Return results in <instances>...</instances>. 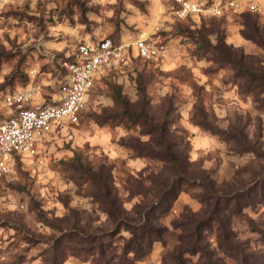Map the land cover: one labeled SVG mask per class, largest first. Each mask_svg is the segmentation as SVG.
<instances>
[{
    "label": "rangeland",
    "instance_id": "1",
    "mask_svg": "<svg viewBox=\"0 0 264 264\" xmlns=\"http://www.w3.org/2000/svg\"><path fill=\"white\" fill-rule=\"evenodd\" d=\"M206 1L221 3L222 14L179 19L174 0H0V119L12 113L3 103L8 92L30 93L28 106L58 99L67 81L64 62L81 41L148 37L166 46L159 61L134 51L97 75L78 122L41 135L37 153L19 157L0 178V264H52L61 231L102 236L114 229L99 178L87 177L81 164L110 182L127 215L137 216L143 194L150 202L174 169L167 158L141 156L124 145L132 139L169 148L197 180L157 213L162 238L146 256L125 254L130 232L124 227L105 236L109 264H205L203 253L192 250L198 230L215 264H264V204L239 209L236 201L223 197L218 204L206 193L212 187L229 194L264 178V92L252 91L237 65L264 75V0ZM113 114L114 121H98ZM162 128L167 135L161 137ZM200 219L210 222L199 225ZM219 220L240 252L220 243ZM66 244L63 264L100 262L98 250L81 251L86 243L80 239Z\"/></svg>",
    "mask_w": 264,
    "mask_h": 264
},
{
    "label": "built area",
    "instance_id": "2",
    "mask_svg": "<svg viewBox=\"0 0 264 264\" xmlns=\"http://www.w3.org/2000/svg\"><path fill=\"white\" fill-rule=\"evenodd\" d=\"M174 2V14L179 19L217 16L223 12L221 3L210 4L206 0ZM229 5L237 4L231 1ZM134 51L138 57L159 61L165 56L166 46L148 37L138 38L133 43L119 42L109 36L86 39L75 46L64 62L67 81L58 99L28 106L32 97L26 91L3 94V103L12 113L0 119V178L12 172L18 157L37 153L41 135L62 122H78L95 77L130 60Z\"/></svg>",
    "mask_w": 264,
    "mask_h": 264
},
{
    "label": "trees",
    "instance_id": "3",
    "mask_svg": "<svg viewBox=\"0 0 264 264\" xmlns=\"http://www.w3.org/2000/svg\"><path fill=\"white\" fill-rule=\"evenodd\" d=\"M249 16L252 17V15L250 14ZM246 24L248 27H251L253 29V36L257 34V28L254 26L255 22L249 20ZM245 34L249 35L251 33ZM218 48L220 49L221 47ZM226 57L229 60H232V56L230 54H227V52ZM237 65L239 66V70L242 74V77H245L248 80V87L256 94L264 92V75L258 73L257 71L249 69V67H243L240 63H238ZM114 97L117 100H121L123 104H127L126 102H124V98L120 91H116ZM109 120H116V115H104L100 116L98 119V121L101 123H106ZM163 128L160 132L161 137L167 135L166 131H162ZM124 145L133 149L134 151H137V153L139 155L141 154V156L164 157L167 158L170 162L173 161L172 165L174 173L170 177H168L166 181L162 182L160 186H158L156 193L154 194V197L150 200V202H146L148 198V196L146 195L147 193H140L143 194V199L140 200L136 205L137 216L130 217L127 215V211L123 207V204L120 202L114 186L107 180H102V177L99 176V173L93 172L92 170L87 171L84 165L81 164L80 167L85 173H87V177L99 178L98 183L100 189V198H102L104 209L110 214L115 227L113 230L108 231L105 234L103 233L104 235L102 236H100L99 232H85L77 228H71L66 231H61V234L55 239L53 243L54 251L52 264H63L66 261L67 255H65L64 253L65 250L70 249V246H68V244L66 243L72 242L75 238L80 239L81 243H86V247L81 248L82 252H85L84 250H98V253L101 255V258H99L100 262H95V264H109V261H106L104 257L110 246H106L103 239L105 236H114L120 231L122 227L126 228L130 232V237L128 238L125 245V254L134 253V256L137 258L146 256V254L151 251L153 243L162 238V228L155 223V220L158 219L157 213L165 212L170 209L173 206V203L176 200L181 187L184 184L195 183L197 180V177L191 175L188 170L181 169L178 166L177 159L174 153L169 148H165L163 150H156L152 148L148 144V142H144L138 139L126 141ZM201 181L202 183L200 184L206 183L205 180ZM263 181L264 178L256 181V184H253L252 186H241L237 188L232 187L229 194H226L225 191L220 192L219 190H214L212 187H206V193L208 194V198L215 199L218 204L222 202V200L224 199L223 197H225V200L227 201H236L239 209L242 206L255 205L256 203L264 204V191L260 192L261 183ZM194 185H196V183ZM216 214L217 213H214L213 216H216ZM197 221L200 225L202 224V222L209 223L210 219H200ZM219 224L220 243L224 244V242H227L226 244L231 246L232 251L239 250L238 252H240V249L236 244H232L228 241V238L230 237L229 231L220 220ZM195 236V242L192 250L195 253H203V258H206L204 261L205 264H215L216 261L213 260L212 256L214 255L213 252H207L206 247L202 246L200 243L201 231H196ZM96 242H100L98 246L95 244ZM76 254L81 255L80 253ZM60 257L61 259H59ZM183 261L184 260L181 257L179 263H182Z\"/></svg>",
    "mask_w": 264,
    "mask_h": 264
}]
</instances>
